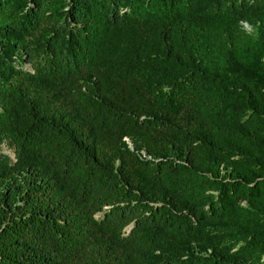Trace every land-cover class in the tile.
Segmentation results:
<instances>
[{
	"label": "trees",
	"instance_id": "1",
	"mask_svg": "<svg viewBox=\"0 0 264 264\" xmlns=\"http://www.w3.org/2000/svg\"><path fill=\"white\" fill-rule=\"evenodd\" d=\"M2 144L0 264H264V0H0Z\"/></svg>",
	"mask_w": 264,
	"mask_h": 264
},
{
	"label": "rangeland",
	"instance_id": "2",
	"mask_svg": "<svg viewBox=\"0 0 264 264\" xmlns=\"http://www.w3.org/2000/svg\"><path fill=\"white\" fill-rule=\"evenodd\" d=\"M245 28H246L247 30H251V28H250L248 25H246V24H245ZM0 149H1V152H2V153L4 152V153L10 155L11 157L13 156L11 150L8 149V148H6L3 144L1 145V148H0Z\"/></svg>",
	"mask_w": 264,
	"mask_h": 264
}]
</instances>
